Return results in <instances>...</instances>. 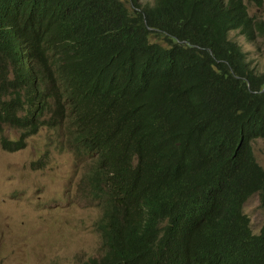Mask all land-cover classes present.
<instances>
[{"label": "trees", "instance_id": "trees-1", "mask_svg": "<svg viewBox=\"0 0 264 264\" xmlns=\"http://www.w3.org/2000/svg\"><path fill=\"white\" fill-rule=\"evenodd\" d=\"M234 30L264 36L246 0H0V67L16 74L0 84V130L23 135L4 144L21 149L69 123L72 143L114 172L93 182L124 215L113 239L140 242L127 264L204 263L190 208L218 192L233 219L225 230L239 231L237 202L264 195L251 144L264 137V72ZM242 242L264 249V231L209 238L207 260L228 264Z\"/></svg>", "mask_w": 264, "mask_h": 264}, {"label": "rangeland", "instance_id": "rangeland-1", "mask_svg": "<svg viewBox=\"0 0 264 264\" xmlns=\"http://www.w3.org/2000/svg\"><path fill=\"white\" fill-rule=\"evenodd\" d=\"M246 1L251 14L264 19V5ZM231 37L246 51L251 69L264 72V36L252 41L234 30ZM4 136L19 139L21 133L10 126L0 131V264H85L103 253L97 229L101 209L86 183L88 167L68 148L55 146L59 137L49 127L19 151L3 147ZM253 146L264 166V138ZM82 176L85 180L79 184ZM245 210L252 229L259 232L264 209L258 193Z\"/></svg>", "mask_w": 264, "mask_h": 264}, {"label": "clouds", "instance_id": "clouds-1", "mask_svg": "<svg viewBox=\"0 0 264 264\" xmlns=\"http://www.w3.org/2000/svg\"><path fill=\"white\" fill-rule=\"evenodd\" d=\"M12 68L13 67L11 65H9V67H4V68L0 67V84L2 83L3 75H5L6 73L9 79H13L16 76V74L12 71ZM13 89L15 88L13 87ZM45 118H50V116H47ZM6 126H10L13 129H16L21 133V138L23 137L22 131L11 125H5L3 130L0 131L1 132L4 131ZM46 127L49 126H43L41 130ZM49 128L55 130V134H57L59 137V140H57L55 146L58 148H68V152H72L75 155L74 158L77 161L83 163L84 167H88L87 173L85 174L86 183L88 185L90 194L93 196L94 200H96V202L98 203L101 209V215L97 223V229L100 232L104 241V251L99 256L89 258L85 264L87 263L90 264L91 259H95L98 261H115L116 264H127L133 262L134 261L133 258L139 256L136 249L139 247L138 244L140 242L130 234L113 239L112 233L118 232L121 229V225L123 224V220H124V215L120 212H117L115 209L113 210L114 207L107 202L106 197L111 198L112 194L108 191H105V196L100 194L97 191L98 186H95L93 182V179H95L97 184L104 185L108 183V177L115 176L114 172L110 169L109 166H107L104 162L101 161V156L99 155V153L86 151L85 149L76 146L72 143L70 130H69L70 129L69 123L66 122L62 126L61 130H57L54 127H49ZM36 134H32L28 136L27 140ZM167 137L168 139L171 138L170 135H168ZM6 138L8 137L7 136L3 137L2 144L3 147H5L7 150L19 151L27 146L26 145L21 149L8 148L4 144V139ZM21 138L19 139L8 138V139L20 140ZM258 138H264V137L263 136L257 137L254 141H256ZM254 141H252L251 144H252L253 152L256 156L253 146ZM83 158L91 160V162L84 161ZM256 158L259 164L262 167H264L258 160L257 156ZM138 162H139V156L136 154V156H134L132 159V163L134 165H137ZM98 168L99 171H97ZM85 176L81 177L79 184H82L84 182ZM205 189L207 188L199 187L195 195L200 194ZM256 193L259 194L260 205L264 209V195L261 189H257L251 192L249 196L245 199V201L242 203V205H240V203L237 202L238 208H241V212L245 216L239 218V221L242 223V228L239 231L225 230L226 225L230 223L233 219L232 216L227 215L223 212V207L225 206V204L223 203L221 196L218 192L211 191L205 202L199 205H195L193 208H190L189 213H191L190 216L192 222V227L190 229V232L192 234V238L196 242V246H198L199 248V253L194 252V254H199L197 255V258L198 259L201 258L203 261H205L204 263L200 262L198 264H211L207 260L208 253L210 252L209 238H213L216 235H222V234L241 233L243 227H248L253 236H260L263 233L264 224L260 228L259 232H255L251 227L250 217L245 210L247 201ZM117 252L118 254L116 255ZM154 255H155V251L153 250L151 256ZM228 264H264V249L255 248L254 246L251 245V242H242L238 250L231 255Z\"/></svg>", "mask_w": 264, "mask_h": 264}]
</instances>
